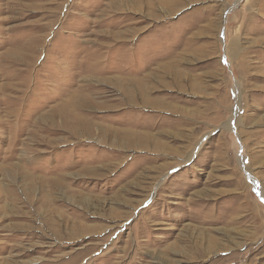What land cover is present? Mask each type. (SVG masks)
<instances>
[{
  "label": "rangeland",
  "instance_id": "1",
  "mask_svg": "<svg viewBox=\"0 0 264 264\" xmlns=\"http://www.w3.org/2000/svg\"><path fill=\"white\" fill-rule=\"evenodd\" d=\"M0 264H264V0H0Z\"/></svg>",
  "mask_w": 264,
  "mask_h": 264
}]
</instances>
